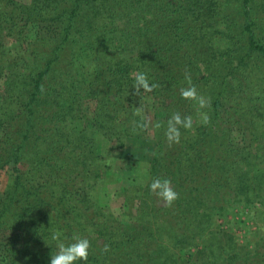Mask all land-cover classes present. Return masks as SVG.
I'll return each mask as SVG.
<instances>
[{
	"label": "trees",
	"instance_id": "1",
	"mask_svg": "<svg viewBox=\"0 0 264 264\" xmlns=\"http://www.w3.org/2000/svg\"><path fill=\"white\" fill-rule=\"evenodd\" d=\"M220 41L228 48L218 49ZM261 43L264 0H0V182L7 178L0 187V264H49L54 232L68 243L74 234L88 238L86 264H206L212 247L196 236L195 227L204 232L210 220L225 222L229 213L219 199L222 186L214 181L221 158L211 168L201 157L206 151L223 162L232 157L234 146L226 145L222 135L224 123L246 134L240 129L244 124L264 121L263 90V96L253 98L261 85L252 90L235 80L252 58L264 64ZM226 55L228 66L221 61ZM200 64L208 65L205 75ZM185 71L193 84L200 78L217 81L211 106L222 108L221 113L213 110L210 120L218 128L210 136L192 129L193 139L191 130L181 131L180 144L171 148L159 134L150 181L136 188L128 177L117 178L125 187L122 214L136 224L126 231L124 223L103 212L106 186L117 184L103 151L123 149L127 139L140 140L146 131L133 130L132 122L139 121L134 111L140 106L146 117L147 101L160 102L166 122L175 111L191 115L190 102L179 95L187 86ZM136 72L158 87L136 96ZM86 102L94 103L89 122L83 119ZM170 151L176 153L174 160L167 158ZM162 174L179 198L188 192L197 201L177 200L166 207L152 195L153 208H146L149 185ZM133 189L141 193L136 203L127 196ZM238 191L225 195L232 198ZM144 206L150 211L146 216L167 223L156 219L158 227L175 231L177 254L161 252L166 242L153 238ZM263 260L264 242L244 264Z\"/></svg>",
	"mask_w": 264,
	"mask_h": 264
},
{
	"label": "rangeland",
	"instance_id": "2",
	"mask_svg": "<svg viewBox=\"0 0 264 264\" xmlns=\"http://www.w3.org/2000/svg\"><path fill=\"white\" fill-rule=\"evenodd\" d=\"M15 1L22 4H28L29 2V0ZM4 43H6V45H8V43L10 44V40L4 39ZM261 44L264 45V43ZM216 47L220 50H224L228 48V44L224 41H220L216 44ZM228 60L229 58L227 55L221 57V61L225 66L230 64L228 63L230 62ZM247 63L248 66L240 72L239 76L235 77V80L239 81L242 79L244 83L246 82V85L252 87V90H254L252 85H261V88L259 87V89L254 90L253 98H256L259 94L263 96L262 92L259 91L262 89L264 92V84H262L264 83V64L261 63V60L257 57L252 58L247 61ZM198 68H200L202 74L205 75L204 69L208 68V65L200 64ZM203 79L207 80L204 81ZM203 79L200 78V80L194 85L200 94L209 97L210 100H212L217 91L218 83L213 79ZM249 89L247 92H249ZM159 103V101H147L146 117L151 120L152 125L159 122L162 125L160 128L157 129L150 126L145 130V133L139 135L138 138H140V140H125V146L123 149L112 151L105 149L103 151L106 162L112 169L111 179L114 183H117L116 186H113L111 183L106 186L107 198L103 201L105 204L103 212L112 214L114 218L121 223H124L123 229L126 231L133 230L136 227V224H133L132 219L129 216H123L122 214L121 210H123L122 205L124 200L122 194L124 192L120 190L125 187H123L124 185L120 183L117 178H122L123 176L128 177V183L136 188L142 187L146 185L148 180L150 181L151 177L149 173L151 161L156 151L157 135L160 134L166 141L164 136L166 121ZM182 103L186 105L184 107V109H186L187 104L185 102ZM93 104V102H86L84 105L83 119L87 122L92 118ZM189 107L191 109V115L194 117V121L198 120L196 117L195 106L190 103ZM221 108L222 106L215 111L214 107L211 106L210 108L205 109V111H207L208 115L211 117L214 116L213 110L214 112L221 113ZM262 108H264V106ZM263 111L264 110H261L260 113ZM182 114L189 115L187 111H184ZM116 116L117 115H114V117ZM255 122L256 121L254 120L253 123ZM235 126L236 125L228 127V124L224 123L222 127V135L225 137L226 145L230 144L234 146L233 155L228 162H223V158L222 156L220 157L219 154H210L208 151H206L204 155L202 154L201 157L202 162H211V168L213 167V162L221 158V165L214 170L219 172V180L214 181L215 187L222 186L221 190L223 191L222 195L224 196L219 199L224 201V207L227 205L226 210L229 213L225 222L221 220L211 222L210 220V222L205 225L204 232L198 231V228L195 227L196 236L207 238V244L212 247V252H209L211 253V257H207V260L205 261L206 264H244L252 258L254 251L258 247L260 248L264 242V121L262 124H256V126H253L251 122L244 124L240 129H247L248 131H246V134L243 131H239L237 127L233 128ZM216 128H218V126L214 120H210V123L206 126L200 125L199 123H194L193 126V130L200 129L201 131L209 133L208 136H210ZM234 130H238V132H233ZM191 134L192 135L190 136L192 139L197 135L195 132L193 133L192 130ZM238 136L243 138L238 141V138L235 139ZM252 137L254 139H252ZM209 141H211V139ZM221 150L223 151V154H227V150ZM169 153L170 156H167V158L174 160L176 153L173 151H170ZM164 155L166 156V154ZM167 158L159 157L161 162ZM210 172L208 171V173ZM10 173L11 171L8 169L6 175H9ZM159 178L168 177L163 175ZM6 182L7 178L3 175L1 177L0 187L2 188ZM242 186H245V188L242 191H238L239 187ZM237 191V195L235 196V194H232V198L228 197L227 194V197L225 195L226 192L231 194ZM123 195H125V193ZM97 196H100V192ZM127 196L130 198V201L133 200V202L136 203L137 199L140 198L141 193L133 189L127 193ZM146 199H148L146 201V208L152 207V194L150 193ZM191 200H194V202L197 201L190 193L184 192V194L181 195V198L178 199V202L186 203ZM143 208H145V206L142 207V209ZM147 212L150 211H145L143 209V213H141L144 214V220H148L152 224L151 229L154 235L153 238L160 242H166V247L164 249L161 248V252L167 253L166 251H168L169 253L177 254L179 249H176L174 246L177 245V242L174 239L175 231L169 228L163 229L162 227H158L159 223H156V219H160L162 224L166 222L161 218L155 217V215L151 217L146 216ZM180 225H178L179 230H181ZM157 227L159 228L158 230H156ZM177 235L178 230H176V238ZM230 237H232L231 242L226 244ZM177 239L183 240L184 237L178 236ZM171 247H173L174 251H171ZM261 264H264V260Z\"/></svg>",
	"mask_w": 264,
	"mask_h": 264
},
{
	"label": "clouds",
	"instance_id": "3",
	"mask_svg": "<svg viewBox=\"0 0 264 264\" xmlns=\"http://www.w3.org/2000/svg\"><path fill=\"white\" fill-rule=\"evenodd\" d=\"M134 79L133 90L136 96H139L143 91L150 93L158 87L155 83H150L147 75L143 72H136L132 74ZM184 80L187 86L179 89L181 99L192 103L195 106L196 117L198 120L194 121L192 115H182L180 112L175 111L171 114L166 122V129L164 136L167 146L171 148L173 145H179L181 142V129L186 131L192 130L194 123L200 125H208L210 123V116L205 109L211 107V100L200 94L196 86L192 83L191 74L187 71L184 73ZM134 115L139 117V121L132 122L133 130L139 128L147 130L150 126L160 128L162 125L157 122L155 125L151 124V120L144 116L143 108L140 106L135 108ZM150 193L166 207H172L173 204L179 199V194L172 187V182L168 178H154L149 185ZM61 234L54 232L51 239L56 242L55 251L51 252L49 264H86L89 256V249L91 247L90 241L86 237L79 234L71 236V242L61 240ZM67 239V238H66ZM102 251L107 253L109 246L104 245Z\"/></svg>",
	"mask_w": 264,
	"mask_h": 264
}]
</instances>
